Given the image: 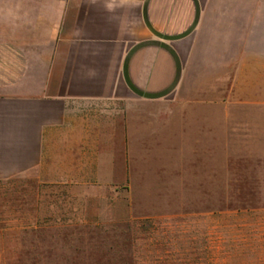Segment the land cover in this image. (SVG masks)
I'll use <instances>...</instances> for the list:
<instances>
[{"label": "crops", "instance_id": "obj_1", "mask_svg": "<svg viewBox=\"0 0 264 264\" xmlns=\"http://www.w3.org/2000/svg\"><path fill=\"white\" fill-rule=\"evenodd\" d=\"M51 11L0 8V185L32 188L40 209L48 188L201 187L237 152L231 140L264 139L238 129L264 123V0H64ZM215 215L222 262L264 264V209L232 212L225 239Z\"/></svg>", "mask_w": 264, "mask_h": 264}, {"label": "rangeland", "instance_id": "obj_2", "mask_svg": "<svg viewBox=\"0 0 264 264\" xmlns=\"http://www.w3.org/2000/svg\"><path fill=\"white\" fill-rule=\"evenodd\" d=\"M62 1L0 0V8L23 5L34 13L45 5L49 15ZM255 122L238 129L264 130L263 121ZM231 141L237 152L224 153L222 170H208L201 187H133L126 196L101 190L89 197L48 188L40 209L32 188L0 185V264H230L222 262L227 251L216 249L215 213L223 212L225 239L232 212L264 209V153H241L252 146L264 151V139Z\"/></svg>", "mask_w": 264, "mask_h": 264}, {"label": "trees", "instance_id": "obj_3", "mask_svg": "<svg viewBox=\"0 0 264 264\" xmlns=\"http://www.w3.org/2000/svg\"><path fill=\"white\" fill-rule=\"evenodd\" d=\"M237 211L241 210V209H236Z\"/></svg>", "mask_w": 264, "mask_h": 264}]
</instances>
